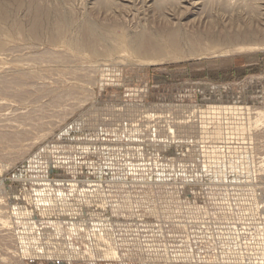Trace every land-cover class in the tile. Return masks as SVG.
I'll use <instances>...</instances> for the list:
<instances>
[{"label":"rangeland","instance_id":"1","mask_svg":"<svg viewBox=\"0 0 264 264\" xmlns=\"http://www.w3.org/2000/svg\"><path fill=\"white\" fill-rule=\"evenodd\" d=\"M0 8L6 13L0 22V264H46L20 257V235L29 238L36 230L30 225L43 224L39 229L56 231L50 238L58 239L59 231L66 235L64 227L52 223L74 221L80 211L83 219L97 220L92 231L104 239L98 248L113 256L107 260L264 264V0H0ZM85 25L92 27L90 36ZM172 33L176 46L168 40ZM141 34L159 43L163 61L135 50ZM203 102L208 129L217 128L219 117L220 130L205 133L200 146L192 124L194 163L172 176H143L139 185L126 186L129 203L118 191L122 187H111L105 195L118 210L93 217L65 207L57 222L32 209L34 197L21 192L30 184L15 180L80 179L105 156L77 160L80 147L93 150L101 141L124 150L126 136L134 135L125 124L155 122L145 110L165 123L174 108L179 131L186 103ZM115 130L117 142L98 139ZM177 149L132 151L151 161L153 154L178 158ZM167 165L148 168L170 173ZM46 188L56 194L59 187H39ZM67 237L79 252L93 247L77 234ZM159 254L171 257L149 259ZM76 260L69 263L90 264L87 254Z\"/></svg>","mask_w":264,"mask_h":264},{"label":"built area","instance_id":"2","mask_svg":"<svg viewBox=\"0 0 264 264\" xmlns=\"http://www.w3.org/2000/svg\"><path fill=\"white\" fill-rule=\"evenodd\" d=\"M186 104L185 111L182 115L183 119L182 125H180V132L177 129L178 125L173 116V114L176 113L174 108L171 111V114L168 113L165 116V123L158 121L159 118L154 120V113L150 110H145V113L150 114L151 120L155 122L142 124V121H137V119H135V121H131L132 123H135L132 127L131 125L125 124L123 129L134 135L126 136V140L122 145L124 150L120 151L115 149L120 146L116 143L112 144L110 148H106L108 145L105 142L102 143L101 141L97 142L96 147L93 148V150L87 148L81 152L82 148L80 147L77 151V154L79 155L77 160L92 155H95L97 158L101 154L105 155L102 160L97 159L95 161L96 164H98V167L89 170L87 176H80V179H78V176H29V178L27 176H16L15 180L20 184L21 182L24 184L25 182H28L30 184V189H22L21 192L34 197L32 209H36V211L42 216H48L49 219H53L55 221L57 220V222H59L60 215L64 211L62 209L65 207L68 208L75 206L80 210L91 212L93 217H97L99 212L118 210L120 207L108 204V196L105 195L106 192H110L109 189L111 187H122L118 189V191L123 194L122 197L125 198L123 200L129 203V195L126 194L128 192L126 186L139 185L143 176H172L177 174L179 170H183V168L189 164L192 165V163H194L195 160L192 158L193 149L191 148L195 146L196 140H194L191 134H188V129H191L192 124L196 125L198 127V131L200 132V146L206 144V140H203L205 139V133H209L211 129L213 131L220 130V121L218 120L219 117L217 119V128L213 126L211 129H208L209 108L206 107V102ZM191 108L194 109L192 112L190 111ZM183 124L186 126L183 127ZM181 128L186 129V131L182 132ZM115 132L116 130L112 132H101V136L98 139L102 137H104V140L105 138H113L112 134ZM109 141H112V139H109ZM113 142L117 141H114L113 138ZM71 145L72 144H70V146ZM169 145L178 147V158L170 160L161 159L159 154H153L152 160L149 161L147 158L135 157L134 152L132 151L134 148L141 146H146L152 148L153 150H160ZM76 146L79 147L77 144ZM255 146H257V144L253 145L254 148ZM262 147H264V145H262ZM67 149L68 148L63 149L61 152L63 154L60 160L61 164H65L66 162L67 158L65 154ZM261 161H264V159H261ZM152 163L165 166L166 168H168L167 164H169L170 167L172 166L170 168V173L151 172V168H148V166ZM138 166L140 169L137 168ZM96 170H99V172H96ZM173 170L176 172L173 173ZM158 183H162L160 178H158ZM50 184L59 187L56 190V194H49L50 190L48 188H46L44 192L39 189L40 186H49ZM71 190L74 192L73 197L70 195ZM119 192H112V194L119 195ZM47 198H49V200H47ZM80 212L82 214L76 215L77 217H75L74 221H67L65 219V222L52 223L56 225V227H64L63 231L66 235L59 231L60 238L58 239L50 238V236L57 234L56 231L49 232L46 229H39V227H43V224L38 225L37 227H33V224H31L30 226L36 229L32 236L27 238L24 234L20 235L17 242L19 244V251L22 252L20 257L22 259L24 258L23 260H43L46 261V264H66V262H68L67 264H71L69 262H71L72 259L74 260L73 262H76V258L79 254H87V259L90 264H98V261H100L99 264H124L119 260H107L103 258L113 256L109 255L108 249L98 248L99 240L103 241L104 239H98L99 237H96V234L92 231V229L99 226V224L96 222V219H83V212ZM83 227L84 229H90V233L86 234L87 236L84 232H80V228ZM69 234L79 235L84 239L87 246L90 242H92L93 247L87 248L84 252H79L78 248H76L73 243L68 240L67 236ZM42 237L48 238L45 242H41ZM87 237H93V239L89 240ZM32 246H34V248ZM46 247L48 250L47 252ZM169 257L171 256L159 254L149 256V259L162 260L169 259ZM54 258H56L57 261H55L56 259ZM60 258H64V260H61ZM99 258L101 259L97 261ZM175 259H177V257H172L171 261L173 262ZM47 261H55V263ZM80 261H85V258L82 257Z\"/></svg>","mask_w":264,"mask_h":264},{"label":"bare ground","instance_id":"3","mask_svg":"<svg viewBox=\"0 0 264 264\" xmlns=\"http://www.w3.org/2000/svg\"><path fill=\"white\" fill-rule=\"evenodd\" d=\"M5 15H6V13H5V11H4V9H2V8H0V22L1 21H3L4 20V18H5ZM34 25H35V27H34ZM34 25H33V29H35L36 28V25H37V22H34ZM83 31L85 32V34H88L89 36H90V34H92L93 32V30H92V27H90V26H88V25H85L84 26V29H83ZM169 32V31H168ZM171 32H174L173 30H171ZM170 32V33H171ZM175 33H176V31H175ZM167 34V33H166ZM168 35H170V34H168ZM178 36V35H177ZM176 35H174V33H172L171 34V36H168V37H170L168 40H169V42L171 43V45H173V46H176V37H177ZM249 36V35H248ZM135 41L137 42V43H135L136 44V46H135V50L140 54V55H142V56H144V57H146V58H148V60L150 59V60H152V61H156V62H160V61H163L164 60V58L162 57L161 58V53H160V51L161 50H163V49H161L160 48V46H157L156 44H153L152 42H151V40L149 39V37H147L146 36V34H141V35H139V37H137V40L135 39ZM169 42H168V44H169ZM196 42V41H195ZM197 43V42H196ZM195 45V44H194ZM170 46V45H169ZM171 47V46H170ZM193 47V46H192ZM195 48H197V46L195 47ZM196 50V49H195ZM154 63V62H153ZM211 110V109H210ZM4 224H7V222L5 221L4 222ZM3 224V225H4ZM13 252V251H12Z\"/></svg>","mask_w":264,"mask_h":264}]
</instances>
